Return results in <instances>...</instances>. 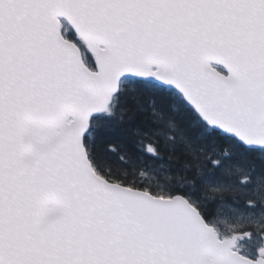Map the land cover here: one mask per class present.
I'll list each match as a JSON object with an SVG mask.
<instances>
[{
	"label": "snow or ice",
	"instance_id": "obj_1",
	"mask_svg": "<svg viewBox=\"0 0 264 264\" xmlns=\"http://www.w3.org/2000/svg\"><path fill=\"white\" fill-rule=\"evenodd\" d=\"M0 264H264V0H0Z\"/></svg>",
	"mask_w": 264,
	"mask_h": 264
}]
</instances>
